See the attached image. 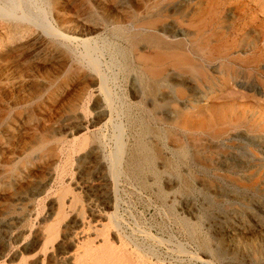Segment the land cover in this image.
Wrapping results in <instances>:
<instances>
[{
  "label": "rangeland",
  "instance_id": "374dc122",
  "mask_svg": "<svg viewBox=\"0 0 264 264\" xmlns=\"http://www.w3.org/2000/svg\"><path fill=\"white\" fill-rule=\"evenodd\" d=\"M34 1H29L32 8L41 0H36L35 4ZM164 2H168L166 6L168 8L177 5L186 16H182L181 20L178 15L167 17V11H165V16H160L150 22L158 24L172 22L182 32L184 31L186 34L190 32L189 36H194L195 32L192 33L191 30H196L187 25L193 19L196 20L197 16H192V14L197 11H205L207 17L203 21L208 24L199 22L193 26L196 28L206 26V29L202 28L205 30L204 37L209 32L211 33L210 42L207 38H203V43L208 41L209 48L206 52L209 53L211 50L210 55L214 57L213 63L210 65L217 69H226V71L230 69L236 74L234 79L226 74L218 79L204 78L193 71L191 63L184 59V55L179 50L176 48L167 49L162 44L154 42L162 36L150 26L149 20L143 13V6H141L143 3L140 4L139 9L133 11L131 0H42L50 24L58 31L71 37L63 42L70 47L73 53L78 52V54L71 53L73 56L80 55L79 53L83 51L82 44L77 46L83 39L89 38L91 41L93 39L92 42L96 43L99 50L96 52V56L97 58L101 56V61L98 58L100 69L103 70L106 77L108 76V84L111 83L109 86H111L110 90L112 89L114 98L113 104H117L116 107L112 104L109 121L105 122L101 126L102 129L100 128L98 131L99 138L103 143L100 148L103 153L106 152L105 154L109 153L110 149V151L114 149L115 140L112 139L114 137H111L112 133L114 135L112 127L118 125L117 122H119L124 149L120 162V174L115 180L114 189L110 194L112 198L110 199L113 200L111 201L112 207L107 206L100 199L102 191L100 166L94 165L95 163L89 161V158L83 161L82 156L86 151L71 152L66 148L68 156L66 153L65 157H62L54 150L51 153L52 156L54 153L53 157L45 155L41 158L36 157L35 153V156L31 157L36 158H33L32 163L27 167L28 171H21L22 173L12 179L15 181H12L11 185L6 184L5 187H1L4 185L0 184V238L3 237L4 240L2 246L0 245V250L2 247L0 264H19L22 252V254L25 253V256L22 255L26 259L25 264H35L32 254L28 250H24V246L30 243L31 238L26 237L27 239L25 238L24 241L15 242L16 231L11 223L8 224L10 221L8 219L10 216L12 218L16 215L23 218L21 223L25 227L20 224V228L43 229L55 218L61 197L64 198L66 212L63 220L67 222L76 217V220L79 219L78 222L85 223L86 227L91 224V227L89 226L91 229L84 228L85 231L80 234L78 240L81 241L80 237L89 233L87 240L91 244L94 243L92 244L94 246L102 245L101 239L104 237L97 232V235H94L95 232L92 228L95 227L93 225L97 226L100 221L97 223L93 220L95 217L91 216L92 212L98 211L97 207L103 213L107 207L106 214L115 209L114 213L120 232L118 237L121 239L108 236L110 239L112 238L111 241L115 239L112 243L117 246L120 244H118L119 240L125 239L126 248L131 249H128L129 252L131 251L128 258L133 264L135 261V264H264V0H165ZM198 14L197 12L196 15ZM111 16L116 18L112 19ZM93 17H98L99 20ZM210 23L215 27V31L209 25ZM215 24H217V28ZM82 31L85 36L79 35L82 34ZM48 39L47 46L51 45L49 48L51 56L38 54L36 57H27L25 52L20 49H12L11 52L9 51L7 54L4 52L0 55V75L8 72V68L12 70L9 77L6 76L7 79L0 82V93H2L0 94V120L5 117L7 119V124L5 123L3 129L0 130L2 136V138L0 137V160L5 163L14 164L16 161L14 159L19 162L18 160L23 158L22 154L25 149L27 148V151L28 147L33 145V135L37 129L46 131L48 128L47 132L51 135L50 137L54 136L53 131L56 132L57 139L60 140L59 146L65 148L76 132L77 121H81L85 125L84 121L94 115V108L101 103V96L91 91L92 76L89 69L73 66L76 63L73 61L72 55L65 52L66 46L56 43V38ZM52 45L57 46V49ZM86 73L89 75L85 76ZM162 80H166L167 85L152 93L151 87ZM190 85L192 89L189 88ZM89 88L91 92L87 93ZM81 90L85 92L83 91V93ZM158 96L168 98L166 109L159 107ZM30 100L36 101L37 104L34 105L38 109L34 119H30L32 122L28 120L29 117L24 111L25 102ZM15 104L16 106H14ZM12 110L14 114H12ZM19 112L20 114H17ZM17 115L20 117L18 118ZM57 124L61 125L57 127ZM7 126L9 127L6 129ZM141 128H148L150 131L141 130ZM50 131H52L51 134ZM56 134L51 138L52 142H54ZM152 135H154L156 144L153 142ZM68 136L70 139L67 138ZM140 136L142 143L138 144ZM177 140L189 150V157L194 154L196 158L194 161H188L190 158L178 157ZM52 142L51 144L56 146L57 142L55 141L54 144ZM141 144L147 147L154 157L157 178L149 172L141 175L132 173L135 166L133 157ZM22 148L24 149L22 150ZM18 151H23V153ZM13 157L17 158L13 159ZM191 157L193 158V156ZM218 157H220V161ZM63 158L66 160L64 161ZM129 158H131L132 164L129 162ZM166 159L167 161H165ZM160 160H163V166ZM169 161L170 163H168ZM47 165L52 168L50 167V169ZM80 165L81 167H78ZM165 165L168 167L165 168ZM47 167L49 169H46ZM169 167L175 168V170L177 168L176 172L171 171L172 168ZM59 168H62V171ZM130 168L131 170H129ZM57 170H59L57 172L59 176L56 173ZM32 171L35 173L34 178L26 182L28 175H24ZM35 177L37 178L35 179ZM57 178L59 179L57 180ZM22 180L24 183L26 182V185L19 184ZM31 180L33 183L37 181V184L31 183ZM56 180L60 183L57 184ZM92 185L96 187H92ZM97 186L99 187L97 188ZM24 187H28V190L25 191ZM15 188H18L19 191L24 189L19 192L21 195L18 193L15 196L17 200L13 198ZM35 197L38 198V201ZM39 197L43 199L41 200ZM11 199L13 203L10 201ZM21 199L22 201H20ZM37 204L38 206H36ZM38 207L41 211L37 209ZM10 209H13L11 214H3L4 210L9 211ZM36 212H40L37 217L34 216ZM1 218L7 219V222L2 224ZM45 218H48L49 221ZM89 222L90 224H88ZM39 225L40 227H38ZM192 229L196 231L194 232ZM113 231L111 230L110 233L113 234ZM79 241L74 240L76 246L74 244L68 250L70 254L58 255L53 247H49L47 251L52 252L47 253L56 258L58 256L55 264H61V262L62 264H73L75 253L78 249L81 250ZM203 241H205V246ZM39 253L43 252L39 250ZM40 256L42 257V255ZM138 256L142 258L139 259ZM98 258L97 264H115L114 258H109L107 254L100 255ZM91 259L95 263V258ZM38 263L41 264L39 261ZM38 263L36 262V264Z\"/></svg>",
  "mask_w": 264,
  "mask_h": 264
},
{
  "label": "bare ground",
  "instance_id": "6f19581e",
  "mask_svg": "<svg viewBox=\"0 0 264 264\" xmlns=\"http://www.w3.org/2000/svg\"><path fill=\"white\" fill-rule=\"evenodd\" d=\"M30 1V0H29ZM28 0H0V55L3 54L4 52L7 54V52H9L10 50L12 49H17V50H22L23 52H25L26 56L27 57H36L38 54H43V55H49L51 56V52L49 54V48L50 46L48 47L47 44H48V37L50 38H53L55 39L56 38V43H59V44H63L65 47V52L66 53H69L70 55H72L71 53L72 50L70 49V47L64 43L63 41L66 42L67 39H70L71 37L68 36V34H64V32H60L58 31L56 28H54L53 25L50 24L49 20L47 19V14H46V9L44 8L43 4H42V0L40 1V3L42 5H39V4H36L35 7H31L30 3ZM33 1V0H32ZM36 1V0H35ZM34 1V4L37 3ZM57 1V0H56ZM165 0H131V7L133 9V11H136L135 9H139L140 7V4L143 3V13L146 15L147 19L149 20V24L150 26L155 29L159 34H161L162 38H159L157 40H154V42L156 43H159V44H162V46L166 47L167 49L168 48H176V50H179L183 55H184V59L187 60V62L189 61L191 63V66H192V69L193 71L198 74V75H201L202 77L204 78H220V77H223L224 74H226L227 76H232L233 79L234 77L236 76V74H234V72H232L230 69H217L215 66L212 67L210 64L213 63L212 61L214 60L213 56L210 55V51L209 53L206 52L207 48L208 47V41L203 43V38H207L210 42L211 40V37H210V32L209 34L204 37L203 36V33L205 30H203L202 28L206 29L205 27L206 26H203L202 28H196V26H193L195 23H204V24H208V22H205L203 21L204 19H206V14H205V11L202 10L201 12L200 11H197L199 14H197V12H194L192 14V16H197L196 17V20L193 19V21H190L189 24H187L189 27H193L195 28L196 30H191V32H195L194 33V36H189V34L191 35V33L189 32V34H186L184 33V31L182 32L179 27L177 28L172 22H166V23H154V22H150L152 21L153 19L155 18H158L160 16H163L165 11H167V17L168 16H172V15H178L180 20L182 18V16H186L184 15V13L182 11H180V9L178 8V6L174 5L170 8L166 7L167 6V3L164 2ZM166 1H171V0H166ZM63 2V1H62ZM188 2V1H187ZM191 2V1H190ZM45 3V2H44ZM99 3V2H98ZM175 3V2H174ZM186 3V1H185ZM48 4V2H47ZM189 5V4H188ZM63 6V5H62ZM100 6V5H99ZM104 6V4H103ZM118 6V5H117ZM56 7V5H55ZM64 7V6H63ZM62 7V8H63ZM96 7V6H95ZM106 7V6H105ZM116 7V6H115ZM124 7V6H123ZM183 7V6H182ZM60 8V7H59ZM181 8V6H180ZM56 9V8H55ZM92 9V7H91ZM99 11H100V8H98ZM123 9V8H122ZM93 10V9H92ZM62 11V10H61ZM86 11V10H85ZM105 11V9H104ZM84 12V10H83ZM87 12V11H86ZM108 12V11H107ZM60 13V11H59ZM63 13V12H62ZM85 13V12H84ZM91 13V12H90ZM105 13V12H104ZM132 13V12H131ZM169 14V15H168ZM62 15V14H60ZM91 15V14H90ZM93 15V14H92ZM104 15V14H103ZM166 15V14H165ZM164 15V16H165ZM89 16V15H88ZM99 16H101L99 14ZM105 16H108V15H105ZM113 16V15H112ZM111 16V18H112ZM121 16V15H120ZM109 17V16H108ZM107 17V18H108ZM135 17V16H134ZM191 17V16H190ZM62 18V17H61ZM94 18V17H93ZM98 17L94 18L96 20H99L97 19ZM100 18V17H99ZM102 18V17H101ZM116 18V17H115ZM115 18H112V19H115ZM178 18V17H177ZM60 19V18H59ZM89 19V18H88ZM106 19V18H105ZM110 19V18H109ZM128 19V18H127ZM102 20V19H101ZM95 21V20H94ZM93 21V22H94ZM111 21V20H109ZM183 21V20H182ZM83 22V21H82ZM101 22V21H100ZM113 22V21H112ZM92 23V22H91ZM111 23V22H110ZM218 23V22H217ZM73 24V23H72ZM90 24V23H89ZM103 24V23H102ZM126 24V23H125ZM129 24V23H128ZM74 25V24H73ZM98 25V23H97ZM101 25V24H100ZM177 25V24H176ZM210 26L211 23L209 24ZM217 24H215L216 26ZM71 26V25H70ZM87 26V25H86ZM96 26V25H95ZM94 26V27H95ZM104 26V25H103ZM185 26V25H184ZM219 26V25H218ZM77 27V26H76ZM91 27V26H90ZM93 27V26H92ZM78 28V27H77ZM88 28V27H87ZM213 30L215 31V27H213ZM217 28V26H216ZM89 30H91L90 28H88ZM94 29V28H93ZM96 29V28H95ZM145 29V28H144ZM74 30V28H73ZM79 31V30H78ZM81 31V30H80ZM95 31V30H93ZM74 32V31H72ZM119 32V31H118ZM94 33V32H92ZM124 33V32H123ZM213 33V32H212ZM88 34V32H87ZM196 34V36H195ZM76 35V34H75ZM79 35H83V31H82V34H79ZM78 35V36H79ZM121 35V34H120ZM127 35V34H126ZM213 35V34H212ZM211 35V36H212ZM85 36V35H83ZM77 37V36H76ZM87 37V36H86ZM85 37V38H86ZM49 38V39H50ZM80 38V37H78ZM84 38V37H83ZM48 39V40H49ZM170 39V40H169ZM206 39V40H207ZM76 40V39H75ZM55 41V40H54ZM72 41V40H71ZM92 41H94L92 39ZM89 38L88 39H83L81 41V43L79 42L77 44V46L79 44H82L83 46V51H81L79 54L80 55H77L78 52L76 51L75 53H77L76 55L77 56H73L72 55V59L73 61H75V67L77 66H81L82 67H86L87 69H89L90 73H91V91L94 92V93H97V95H100L101 96V103L98 104L95 108H94V115L90 118V119H86L85 122V125H83L81 123V121H77V125H76V132L72 135V138L70 140L69 143L66 144V147L64 148L59 146L60 144V140H58L57 138V134L56 132H52L50 131V134L52 132V134L54 135L53 137H55V134H56V138L54 139V142L56 141L57 143H55L56 146L52 145L51 144V138L53 137H50L51 135L48 134L47 130H49L48 128H46V131L45 129L44 130H39L37 129L34 133V142H33V145L31 144V147L29 148L28 145H26L28 147V150L26 151V146H25V151L23 153V151H18V152H21L23 153L22 154V159H19L17 162V159H14V158H17V157H13L15 161L14 164H9V163H5V161H2L0 160V184H3L4 186H1V187H5L6 184L8 185H11L12 184V181L14 182L15 180H12L14 179V177L18 176L20 173H22L21 171H24L26 172V170L28 169L27 167L32 163V160L33 158H36V157H43V156H50L51 153L55 150V153H58L59 155H62V157L67 153V151H71V152H76V151H86L84 153V156H82V159L83 161H86L88 160L89 158V161H92L94 162L97 167L100 166V170H101V189L102 191L100 192L101 194V201H103L107 206L109 207H112V203L111 200L112 198L110 197V194L112 192V190L114 189V186H115V180L117 179L118 175L120 174V162H121V159H122V154H123V142H122V138L121 136V127L118 126L120 125L119 122H117L118 125L116 126H113L112 128H114V135L111 134V137H114L112 139L115 140V147L112 151L109 150V153L105 154L102 152L101 148H100V145L103 144L101 142V139L99 138V129L101 128V126H103V124H105V122L109 121V116H110V111H111V108H112V104H113V93L111 92L110 90V87L109 83L108 84V76L106 77L104 74H103V70L100 69V62H99V59L100 57L97 58L96 56V52L99 51L98 48L96 47V43L94 44ZM103 42V40H102ZM135 42V41H134ZM69 43V42H68ZM73 43V42H71ZM75 44V43H74ZM100 44V43H99ZM102 44V43H101ZM56 45V44H55ZM72 45V44H70ZM255 45V44H254ZM54 47V45H52ZM76 46V44H75ZM211 46V45H210ZM57 47V46H56ZM54 47V48H56ZM80 47V46H79ZM250 47V46H249ZM53 48V49H54ZM124 48V47H123ZM224 48V47H223ZM57 49V48H56ZM61 49V48H60ZM63 49V48H62ZM74 49L76 50V48L74 47ZM81 49V48H80ZM16 50V52H17ZM104 50V49H103ZM209 50V49H208ZM101 51V50H100ZM240 51V50H239ZM11 52V51H10ZM16 52H12V53H16ZM21 52V51H20ZM58 53V52H57ZM56 53V54H57ZM73 53V54H75ZM5 54V55H6ZM68 54V55H69ZM212 54V53H211ZM40 55V56H41ZM69 55V57H70ZM103 55V54H101ZM224 56V55H223ZM8 57V56H7ZM116 57V56H115ZM227 57V56H226ZM18 58V56H17ZM24 58V57H23ZM48 58V57H47ZM59 58V57H58ZM56 58V59H58ZM71 59V58H70ZM110 59V58H109ZM122 59V58H121ZM213 59V60H212ZM3 60V59H2ZM12 60V59H10ZM16 62H17V59H15ZM116 60V59H115ZM19 61V60H18ZM68 61V60H67ZM72 61V60H71ZM101 61V59H100ZM147 61V60H146ZM15 62V61H14ZM188 62V63H189ZM3 63V62H2ZM68 63V62H67ZM4 64V63H3ZM70 64V63H69ZM102 64V63H101ZM104 64V63H103ZM10 65V64H9ZM8 65V66H9ZM112 65V64H111ZM5 66V65H4ZM7 66V67H8ZM103 66V65H102ZM120 66V65H119ZM126 66V65H125ZM1 67V66H0ZM68 67V66H66ZM71 67V66H70ZM105 67V66H104ZM106 68V67H105ZM124 68V67H123ZM224 68V67H223ZM235 68V67H234ZM6 69V68H4ZM70 69V68H69ZM73 69V68H72ZM80 69V68H79ZM109 69V68H108ZM165 69V68H163ZM167 69V68H166ZM171 69V68H170ZM9 70V71H8ZM83 70V69H82ZM159 70V69H158ZM157 70V71H158ZM162 70V69H161ZM8 72L4 73V74H1L0 75V82L4 81L7 77H9V75L11 74L12 70H10V68L7 69ZM79 71V70H77ZM87 71V70H85ZM160 71V70H159ZM163 71V70H162ZM161 71V72H162ZM169 71V70H168ZM65 72V71H64ZM63 72V73H64ZM88 72V71H87ZM155 72V71H154ZM160 72V73H161ZM165 72V71H163ZM67 73V72H66ZM65 73V74H66ZM84 73V72H83ZM118 73V72H117ZM125 73V72H124ZM168 73V72H167ZM69 74V73H67ZM73 74V73H72ZM107 74V73H106ZM158 74V73H157ZM162 74V73H161ZM175 74V73H174ZM63 75V74H62ZM87 75V73L85 74V76ZM89 75V73H88ZM87 75V76H88ZM160 75V74H158ZM181 75V74H180ZM194 75V74H193ZM14 76V75H12ZM65 76V75H64ZM11 77V76H10ZM58 77V76H57ZM62 77V76H61ZM71 77V76H70ZM114 78V76H112ZM111 77V79H113ZM60 78V77H59ZM195 78V77H194ZM4 79V80H3ZM89 79V78H88ZM117 79V78H116ZM121 79V77H120ZM125 79V78H124ZM89 80V81H90ZM114 80V79H113ZM80 81V80H79ZM134 81V80H133ZM8 82V81H7ZM6 82V83H7ZM56 82V81H55ZM128 82V81H127ZM18 84V83H17ZM22 84V82H21ZM126 84V83H125ZM164 85H167L166 84V80H162L160 82H158L155 86L151 87L150 90H152L154 93L156 91V89L160 88V87H163ZM16 86V85H14ZM54 86V85H53ZM61 86V85H60ZM184 86V85H183ZM17 87V86H16ZM15 87V88H16ZM115 87V86H114ZM133 87V86H132ZM197 87V86H196ZM189 88L192 89V86L190 85ZM194 89V88H193ZM48 90V89H47ZM51 90V89H50ZM138 90V89H137ZM165 90V89H164ZM11 91V90H9ZM82 91V90H81ZM80 91V92H81ZM84 91V90H83ZM82 91V92H83ZM90 88H89V92L87 90V93H90ZM85 92V91H84ZM83 92V93H84ZM136 92V91H135ZM164 93V92H163ZM193 93V92H192ZM2 94V93H0ZM80 94V93H79ZM115 94V93H114ZM134 94V93H132ZM194 94V93H193ZM192 94V95H193ZM47 95V94H46ZM78 95V94H77ZM88 95V94H87ZM85 95V96H87ZM137 95V94H136ZM2 96V95H1ZM84 96V97H85ZM89 96V95H88ZM3 97V96H2ZM1 97V98H2ZM33 97V96H32ZM31 97V98H32ZM115 97V96H114ZM194 97V96H193ZM198 97V96H197ZM196 97V98H197ZM10 98V97H9ZM39 98V97H38ZM42 98V97H41ZM88 98V97H87ZM195 98V99H196ZM82 99V98H81ZM98 99V98H97ZM157 99L159 100V107L161 109H166V107L168 106V98L164 97V96H158ZM38 100V99H37ZM41 100V99H40ZM86 100V98H85ZM83 100V101H85ZM91 100V99H90ZM4 101V100H3ZM7 101V100H6ZM10 101V100H9ZM63 101V100H62ZM94 101H96L94 99ZM99 101V100H98ZM103 101V103H102ZM119 101V100H118ZM17 102V101H16ZM87 102V101H86ZM132 102V101H131ZM6 103V102H5ZM8 103V102H7ZM13 103V102H12ZM15 103V102H14ZM36 103V101L34 102V100H30V101H26L25 104H24V111L25 113L27 114V116L29 117H26L28 118V120H30L31 118L34 119V117L36 116V111L38 110L37 109V106L34 105ZM58 103V102H57ZM72 103V102H71ZM179 103V102H178ZM37 104V103H36ZM44 104V103H43ZM52 104V103H51ZM88 104V102L86 103V105ZM190 104V103H189ZM57 105V104H56ZM114 105V104H113ZM119 105V104H118ZM152 105V104H151ZM3 106V104H2ZM12 106V105H11ZM16 106V104L14 105ZM13 106V107H14ZM51 106V105H50ZM115 107L117 106L114 105ZM184 106V105H183ZM6 107V106H4ZM12 107V108H13ZM23 107V106H22ZM21 107V108H22ZM41 107V106H40ZM55 107V106H53ZM121 107V106H120ZM8 108V107H6ZM18 108V107H16ZM39 108V107H38ZM43 108V106H42ZM48 108V107H47ZM61 108V107H60ZM70 108V107H69ZM93 108V107H92ZM114 108V107H113ZM3 109V108H2ZM11 109V108H10ZM20 109V108H19ZM115 109V108H114ZM119 109V108H118ZM113 110V109H112ZM1 111V110H0ZM10 111V110H9ZM17 111V110H16ZM22 111V110H21ZM23 111V113H24ZM63 111V110H62ZM5 112V111H4ZM12 114L13 113V110L11 111ZM65 112V111H64ZM112 112V111H111ZM117 112V111H116ZM7 113V112H6ZM22 113V112H21ZM53 113V111H52ZM118 113V112H117ZM173 113V111H172ZM17 114H20L17 113ZM43 114V113H42ZM116 114V113H115ZM4 115V114H3ZM24 115V114H22ZM60 115V114H59ZM7 116V115H6ZM18 116V115H17ZM119 116V115H118ZM20 117V115L18 116V118ZM22 117V116H21ZM39 117V116H38ZM55 117V116H54ZM53 117V118H54ZM9 118V116H8ZM41 118V117H39ZM57 118V117H56ZM78 118V117H77ZM6 117L2 120H0V130L3 129V127L5 126V123L7 121ZM14 119V117H13ZM22 119V118H21ZM52 119V118H51ZM72 119V118H71ZM12 120V119H11ZM16 120V119H15ZM25 120V119H24ZM61 120V119H59ZM75 120V119H74ZM79 120H81L79 118ZM112 120V119H111ZM167 120V118H166ZM31 121V120H30ZM54 121V120H53ZM58 121V120H57ZM83 121V119H82ZM15 122V121H14ZM22 122V121H21ZM32 122V121H31ZM45 122V121H44ZM48 122V121H47ZM45 122V123H47ZM60 122V121H58ZM71 122V121H70ZM112 122V121H111ZM110 122V123H111ZM114 122V121H113ZM23 123V122H22ZM62 123V122H61ZM68 123V122H66ZM7 124V123H6ZM17 124V123H15ZM42 124V123H41ZM54 124V122H53ZM52 124V125H53ZM71 124V123H70ZM76 124V123H75ZM114 124V123H113ZM142 124V123H141ZM166 124V123H165ZM8 125H10L8 123ZM23 125V124H21ZM20 125V126H21ZM31 125V124H30ZM55 125H56V121H55ZM59 124H57V127H58ZM61 125V124H60ZM59 125V126H60ZM68 125V124H67ZM108 125V124H107ZM111 125V124H110ZM115 125V124H114ZM171 125V124H170ZM17 126L19 127V125L17 124ZM33 126V125H32ZM44 126H46L44 124ZM148 126V125H147ZM189 126V125H188ZM9 126L5 127L6 129L8 128ZM50 127V126H49ZM70 128V127H68ZM74 128V127H73ZM143 128V127H142ZM141 130H149L148 128L147 129H142ZM146 128V127H145ZM150 128V127H149ZM12 129V127H11ZM42 129V128H41ZM102 129V128H101ZM111 129V128H110ZM14 130V128H13ZM12 130V131H13ZM58 130V129H57ZM62 130V129H61ZM67 130V129H65ZM153 130V129H152ZM63 131V130H62ZM70 131V130H69ZM113 131V129H112ZM124 131V130H123ZM127 131V130H126ZM150 131V130H149ZM33 132V131H32ZM60 132V131H59ZM66 132V131H64ZM74 132V131H73ZM152 132V131H151ZM1 133V132H0ZM5 133V132H4ZM62 133V132H61ZM89 133V134H88ZM91 133V134H90ZM141 133H143L141 131ZM146 133V132H145ZM148 133V132H147ZM150 133V132H149ZM148 133V134H149ZM31 134V133H30ZM59 134V133H58ZM65 134V133H64ZM68 134V133H67ZM105 134V133H104ZM154 134V133H153ZM28 135V134H27ZM103 135V134H101ZM139 135V134H138ZM159 135V134H158ZM162 135V134H161ZM5 136V135H4ZM143 136V134H142ZM152 139H154V135H152ZM0 137L2 138V136L0 135ZM65 137V136H64ZM104 138V136H102ZM156 138H158L157 136H155ZM29 138V137H28ZM33 138V137H32ZM60 138V137H59ZM63 137L61 136V139ZM69 138V136L67 137ZM66 138V139H67ZM102 138V140H103ZM141 136L139 137V140H138V144L141 142L140 140ZM70 139V138H69ZM159 139V138H158ZM161 139V137H160ZM5 140V139H4ZM3 140V142H4ZM58 140V141H57ZM65 140V139H64ZM113 140V141H114ZM63 141V140H62ZM61 141V143H63ZM67 141H69L67 139ZM112 141V142H113ZM155 141V139L153 140V142ZM157 141V140H156ZM162 141V140H161ZM178 141V144H177V150L176 152L179 154L178 157H184V158H190L188 161H194L196 158L194 157V154L190 155V157L188 156L189 155V150L183 145V144H180L179 140ZM6 142V141H5ZM54 142H52L54 144ZM66 143V140L64 141ZM158 143H160V141H157ZM29 143V142H28ZM31 143V142H30ZM64 143V144H65ZM142 143V142H141ZM155 143V142H154ZM105 144V143H104ZM156 144V143H155ZM192 144V143H191ZM63 145V144H62ZM107 145V144H105ZM104 145V146H105ZM161 145V144H160ZM159 145V146H160ZM30 146V144H29ZM102 146V145H101ZM152 146V145H151ZM196 146V145H195ZM4 147V146H3ZM2 147V148H3ZM153 147V146H152ZM1 148V147H0ZM6 148V147H5ZM66 148H67V151H66ZM109 148V146H108ZM24 148H22L23 150ZM103 150H105V148H103ZM136 150V149H135ZM162 150V149H161ZM201 150V149H200ZM1 151V150H0ZM12 153H13V150H12ZM11 153V154H12ZM21 153H18V154H21ZM37 154L36 157H31L33 156L34 154ZM130 153V152H129ZM133 153V152H132ZM193 153V152H192ZM73 154V153H71ZM156 154V153H155ZM174 154H175V151H174ZM173 154V155H174ZM177 154V155H178ZM191 154V153H190ZM235 154V153H234ZM68 156V153L66 154ZM132 155V154H131ZM134 155V154H133ZM225 155V154H224ZM4 156V155H2ZM9 156V155H8ZM35 156V155H34ZM52 156V155H51ZM53 156H54V153H53ZM52 156V157H53ZM56 156V154H55ZM129 156V155H128ZM193 156V158L191 157ZM21 157V156H20ZM19 157V158H20ZM65 157V156H64ZM131 157V156H130ZM133 157V156H132ZM156 157V155H155ZM177 157V158H178ZM228 157V156H227ZM5 158V157H4ZM4 158H1V159H4ZM7 158V157H6ZM11 158V157H10ZM9 158V160H10ZM51 158V157H50ZM58 158V156H57ZM56 158V159H57ZM70 158V157H68ZM80 158V157H79ZM200 158V157H199ZM198 158V159H199ZM220 157H218L219 159ZM12 159V162H14V160ZM44 159V158H42ZM61 159V158H60ZM64 159V158H63ZM75 159V158H74ZM73 159V160H74ZM130 159L129 158V162H130ZM134 159V167L132 169V173H136V174H146V172H149L151 173L155 178L158 177L157 175V171L155 170V166H154V157L152 155V153H150V151L148 150L147 147H144V145H140L138 147V149L136 150V153H135V156L133 157ZM156 159V158H155ZM176 159V158H175ZM183 159V158H182ZM226 159V157H225ZM7 160V159H5ZM35 160V159H34ZM37 160V159H36ZM41 160V159H40ZM48 160V159H47ZM53 160V159H52ZM66 159H64L65 161ZM72 160V159H70ZM69 160V161H70ZM79 160V159H77ZM81 160V158H80ZM180 160V159H179ZM227 160V159H226ZM248 160V159H247ZM82 161V162H83ZM163 160H160V162L162 163ZM167 161V159L165 160ZM173 161V160H172ZM181 161V160H180ZM185 161V160H184ZM207 161V160H206ZM220 161V159H219ZM35 162V161H34ZM33 162V163H34ZM82 162H80V164H82ZM178 162V161H177ZM176 162V163H177ZM217 162V161H216ZM226 162V161H225ZM66 163V162H65ZM72 163H74V161H72ZM84 163V162H83ZM131 163V162H130ZM133 163V162H132ZM131 163V164H132ZM170 163V161L168 162ZM174 163V162H173ZM35 164V163H34ZM34 164H33V167H34ZM44 164H47V163H44ZM54 164V163H53ZM52 164V165H53ZM59 164V163H58ZM61 164V163H60ZM63 164V163H62ZM61 164V165H62ZM68 164V162H67ZM71 164V163H69ZM91 164V163H89ZM200 165H202L201 163H198ZM216 164V163H215ZM57 165V164H56ZM66 165V164H64ZM63 165V167H64ZM78 165V164H76ZM99 165V166H98ZM130 165V164H129ZM168 165V164H166ZM165 165V168L168 167ZM174 165V164H172ZM177 165V164H176ZM204 165V164H203ZM46 166V165H45ZM49 168L51 167L50 165H47ZM59 166V165H58ZM69 166V165H68ZM67 166V168H69ZM162 166H163V163H162ZM206 166V165H205ZM32 167V168H33ZM46 168V169H49V168ZM71 167V166H70ZM78 167H81L78 166ZM202 168H204V166H201ZM52 168V167H51ZM50 168V169H51ZM56 168V167H55ZM95 168V167H94ZM169 168H172V167H169ZM208 168V167H207ZM232 168V167H231ZM57 169V168H56ZM60 171H62L61 169L62 168H59ZM99 169V168H98ZM35 170V169H34ZM39 170V169H38ZM69 170V169H68ZM74 170V169H73ZM72 170V171H73ZM96 170V169H95ZM99 170V171H100ZM131 170V168L129 169ZM128 170V171H129ZM168 170V169H167ZM177 170V168H176ZM175 168H172L171 171L173 172H176ZM28 171V170H27ZM37 171V170H36ZM49 171V170H47ZM65 171V170H64ZM67 171V170H66ZM23 172V173H25ZM41 172V171H40ZM44 172V171H43ZM54 172V171H53ZM59 172V170L56 171V173ZM71 172V171H70ZM69 172V173H70ZM170 172V171H169ZM48 173V172H47ZM55 173V174H56ZM66 173V172H65ZM97 173V172H96ZM133 173V174H134ZM172 173V172H170ZM43 174V173H42ZM54 174V173H53ZM63 174V173H62ZM28 175L27 177V180L26 182H28L31 178H34L33 176H35V173L30 172L29 174H25L24 176ZM58 175V173H57ZM61 175V174H60ZM23 176V175H22ZM21 176V178H22ZM59 176V175H58ZM57 176V177H58ZM65 176V175H64ZM93 177V176H92ZM100 177V176H99ZM136 177V176H135ZM141 177V176H140ZM18 178V177H17ZM19 178V179H21ZM37 177H35L36 179ZM50 178V177H49ZM54 178V177H52ZM63 178V177H62ZM44 179V178H43ZM51 179V178H50ZM59 178H57L58 180ZM119 179V178H118ZM128 179V177H127ZM38 180V179H37ZM56 180V183L59 184ZM64 180V179H63ZM24 180H22L20 183H24L23 182ZM35 181V180H34ZM48 181V179H47ZM25 182V183H26ZM37 181H35L34 183H36ZM52 182V181H51ZM55 182V181H54ZM64 182V181H63ZM118 182V181H117ZM24 183V185H26ZM31 183L32 180H31ZM33 183V184H34ZM44 183V182H43ZM47 183V182H46ZM56 183H52L53 185H55ZM65 183V182H64ZM63 183V185H64ZM49 184V183H48ZM51 184V183H50ZM56 184V185H57ZM44 185V184H43ZM47 185V184H46ZM55 185V186H56ZM61 185V186H63ZM97 185V184H96ZM15 186V184H14ZM23 186V185H22ZM38 186V185H36ZM49 187V185H47ZM20 187V186H19ZM39 187V186H38ZM45 187V185H44ZM92 187H96L94 185H92ZM99 186H97L98 188ZM22 188V187H20ZM25 188V187H24ZM28 187L25 188V191H27ZM34 188V187H32ZM40 188V187H39ZM47 188V187H46ZM54 188V187H53ZM56 188V187H55ZM16 191L13 193L14 194V200H17V197H15L22 189H20V191L18 190V188H15ZM50 189V188H48ZM46 189V190H48ZM96 189V188H95ZM34 190V189H33ZM55 190V189H54ZM58 190V189H57ZM97 190V189H96ZM95 190V191H96ZM24 191V189L22 190ZM21 191V192H22ZM31 191V190H30ZM39 191V190H38ZM94 191V192H95ZM238 191V190H237ZM47 192V191H45ZM51 192V191H50ZM99 192V191H98ZM97 192V193H98ZM24 193V192H23ZM55 193V192H54ZM20 194V193H19ZM32 194V193H31ZM45 194V193H44ZM21 195V194H20ZM33 195V194H32ZM208 195V194H207ZM27 196V195H26ZM34 196V195H33ZM47 196V195H46ZM99 196V195H98ZM210 196V195H209ZM21 197V196H20ZM19 197V198H20ZM42 197V196H41ZM100 197V196H99ZM23 198V197H22ZM46 198V197H45ZM111 198V199H110ZM209 198V197H208ZM211 198V197H210ZM24 199V198H23ZM35 199L37 200L38 198L35 197ZM39 199H41L39 197ZM43 199V198H42ZM41 199V200H42ZM56 200V198H55ZM12 203H13V200L11 199L10 200ZM22 201V199L20 200ZM38 201V200H37ZM186 201V200H185ZM209 201V200H208ZM211 201L214 202V200L211 198ZM210 201V202H211ZM217 201V200H216ZM50 202V201H49ZM67 202V201H66ZM99 202V201H98ZM34 203V202H33ZM51 203V202H50ZM53 203V202H52ZM79 203V202H78ZM101 203V202H100ZM209 203V202H208ZM40 204V203H39ZM57 204V203H56ZM55 204V205H56ZM99 204V203H98ZM69 205V204H68ZM67 205V206H68ZM102 205V204H101ZM105 205V206H106ZM38 206V204L36 205ZM214 206V204H213ZM40 207V205H39ZM39 207L37 209H39ZM51 207V206H50ZM100 207V206H99ZM215 207V206H214ZM30 208V207H29ZM54 208V207H53ZM95 208V207H94ZM93 208V210H94ZM103 208V206H102ZM114 208V207H113ZM35 209V208H34ZM36 209V210H37ZM98 209V211L96 210ZM95 210V212L91 214V216L94 218L93 220L95 222H102L100 223L99 222V227L97 226H94L95 228H92L93 229V232H95L94 235H97V233L101 236L104 237V239H101L102 240V245H92L94 243L91 244V242L89 243L87 238H88V234L87 233L84 237H80V240H78V237L80 236L81 233H83L85 230L84 228H88L89 230L91 229L90 227V222L88 224H90L89 226L87 225V227L84 225L85 223H82L81 222H78V220H76V217L75 218H72L70 219L69 221L65 222L63 219L66 215V212H65V209H64V198L61 197L60 199V202L59 204L57 205V211L55 213V218L51 221V223H48L47 222L49 221V219L45 218L46 220H48L46 222L47 226H44L43 229H40V230H36V229H31L28 228H23L25 227V225H23V223H21V221H23V218L19 217V216H13L11 218L10 216V219H8V224H12L11 226L14 227V230L16 231V234L14 235L15 236V242H18L19 240H25L26 237H30L31 238V241L28 245L24 246V250H28V252H30L32 254V257L34 258L33 259V262L36 264V262L38 263L41 262V264H55L57 262V258L54 257L53 255H50L48 254L47 252H52V251H47L49 249V247H53L56 251V254L62 256V254L64 255L65 253H69L68 250L71 249L72 245L75 244L74 240L75 241H79L81 242V247L79 246V244H77V246H79L81 248V250H79L78 248V251L76 249V253H75V257H74V260L75 262L73 264H97V261H98V257L103 256L104 254H107L109 256V258H114L115 260V264H133L131 263V261L129 260L128 257H130V252L128 249L130 248H126V244L124 242V240H119L118 241V246L117 244L114 245V243H112L113 241H111L112 238H116V239H119L120 237H118V234H120V232L118 231L119 230V227H118V221H117V217H116V214L114 213L115 209H113V212H108L107 214L105 212H107V207H105L104 210V213L102 211H99L100 209L97 207ZM191 209H192V206H191ZM71 210V209H70ZM92 210V209H91ZM92 210V211H93ZM111 210V209H110ZM39 211H41L39 209ZM67 211V210H66ZM90 211V210H89ZM11 212H13V209H10L9 211L8 210H4L3 214H11ZM75 212V211H74ZM40 213V212H39ZM36 212V214L34 215L35 217L38 216V214ZM52 213V212H51ZM70 213V212H69ZM68 213V214H69ZM54 214V212H53ZM88 214V213H87ZM33 216V217H34ZM49 216V215H48ZM53 216V215H52ZM76 216V215H75ZM90 216V215H89ZM2 217V216H1ZM4 218V217H2ZM1 218V219H2ZM8 218V217H7ZM221 218V217H220ZM52 219V217H51ZM50 219V220H51ZM89 219V218H88ZM92 219V218H91ZM33 220H35L33 218ZM67 220V219H65ZM85 221V220H83ZM3 222H7V219H2V224ZM88 222V221H87ZM241 222V221H240ZM94 223V222H93ZM20 224L23 225V227L20 228ZM87 224V223H86ZM209 224V223H208ZM7 225V224H6ZM21 225V226H22ZM40 227V225L38 226ZM249 227V226H248ZM3 229V228H1ZM7 229V228H6ZM5 229V230H6ZM38 229V228H37ZM255 228L253 227V230ZM95 230V231H94ZM111 230H114L113 231V234L112 232L110 233ZM194 232L196 231L195 229H192ZM260 230V229H259ZM8 231V230H7ZM116 231V232H115ZM97 232V233H96ZM118 232V233H117ZM14 233V232H13ZM4 234V233H3ZM2 234V236H3ZM11 234V233H10ZM131 234V233H130ZM6 235V234H5ZM111 235V239L109 236ZM10 236V235H9ZM13 236V237H14ZM127 236V235H126ZM125 236V237H126ZM245 236V235H244ZM92 238V237H91ZM9 239V238H7ZM27 239V238H26ZM86 239V240H85ZM121 239V238H120ZM129 240V239H128ZM8 241V240H7ZM10 241V240H9ZM90 241V240H89ZM235 241V240H234ZM13 242V243H15ZM27 242V241H26ZM25 242V243H26ZM94 242V241H93ZM117 242V241H116ZM115 242V243H116ZM131 242V241H130ZM236 242V241H235ZM4 243V240H3V237L2 239L0 238V245L2 246V244ZM7 243V242H6ZM5 243V244H6ZM21 243V242H20ZM23 243V242H22ZM127 243V242H126ZM241 243V242H240ZM23 245V244H22ZM135 245V244H134ZM203 245L205 246V241H203ZM7 246V245H6ZM76 246V244H75ZM137 246V245H136ZM129 247V246H128ZM7 248V247H6ZM76 248V247H75ZM145 248V247H144ZM135 249V248H134ZM1 250H2V247H1ZM1 250H0V254L1 253ZM4 250H6L4 248ZM39 250H41L43 253H39ZM131 250V249H130ZM136 250V249H135ZM139 250V248H138ZM138 250L136 251L138 253ZM140 251V250H139ZM3 252V251H2ZM27 252V251H26ZM133 252V251H132ZM142 252V251H141ZM23 253V252H22ZM21 253V261L19 260V264H25L26 262V259L22 257L25 256V253L22 254ZM135 253V252H134ZM133 253V254H134ZM143 253V252H142ZM146 253V252H145ZM70 254V253H69ZM42 255V257L40 256ZM67 255V254H66ZM65 255V256H66ZM150 255V254H149ZM248 255V254H247ZM64 256V257H65ZM137 256V255H136ZM148 256V255H147ZM159 256V255H158ZM246 256V255H245ZM15 257V256H14ZM13 257V258H14ZM18 257V256H17ZM92 257L95 258V263L92 262ZM131 257H134V256H131ZM42 258V259H41ZM135 258V257H134ZM139 258V256H138ZM142 257H140L139 259H141ZM156 258V257H155ZM19 259V257H18ZM62 259V257H61ZM136 259V258H135ZM3 260V259H2ZM12 260V259H11ZM15 260V259H14ZM132 260V259H131ZM1 261V260H0ZM13 261V260H12ZM59 261V260H58ZM136 262V261H135ZM134 262V264H135ZM162 262V261H161ZM29 263V262H28ZM163 263V262H162ZM6 264V263H5ZM33 264V263H32ZM39 264V263H38ZM62 264V262H61ZM66 264V263H65ZM137 264V263H136ZM140 264H143V263H140Z\"/></svg>",
  "mask_w": 264,
  "mask_h": 264
}]
</instances>
